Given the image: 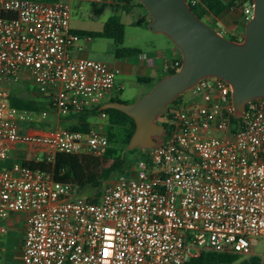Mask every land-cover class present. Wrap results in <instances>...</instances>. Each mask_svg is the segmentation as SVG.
<instances>
[{
  "label": "built area",
  "instance_id": "1",
  "mask_svg": "<svg viewBox=\"0 0 264 264\" xmlns=\"http://www.w3.org/2000/svg\"><path fill=\"white\" fill-rule=\"evenodd\" d=\"M244 13L247 22L252 7ZM70 15L65 0H0V238L17 213L24 215L21 264H186L203 252L250 259L264 237V98L248 103L234 126L230 86L221 79L187 90L169 113L163 143L146 149L127 175L104 181L98 196L20 162L1 165L17 146L47 162L108 149L94 127L32 129L33 113L9 104L10 83L46 91L58 113L96 108L115 89L117 69L74 54L91 37L70 27ZM257 257L264 264V252Z\"/></svg>",
  "mask_w": 264,
  "mask_h": 264
},
{
  "label": "water",
  "instance_id": "2",
  "mask_svg": "<svg viewBox=\"0 0 264 264\" xmlns=\"http://www.w3.org/2000/svg\"><path fill=\"white\" fill-rule=\"evenodd\" d=\"M138 1L151 17L150 30L165 35L179 50L181 65L175 73L160 78L138 101H108L100 107L119 110L133 119L135 128L126 151L161 145L165 126L159 118L204 78H218L230 86L236 118L252 100L264 98V0H252L241 40L228 39L203 22L187 0Z\"/></svg>",
  "mask_w": 264,
  "mask_h": 264
},
{
  "label": "trees",
  "instance_id": "3",
  "mask_svg": "<svg viewBox=\"0 0 264 264\" xmlns=\"http://www.w3.org/2000/svg\"><path fill=\"white\" fill-rule=\"evenodd\" d=\"M44 1L48 3L57 2L60 0H37ZM135 0L126 2L125 5H110L116 10H124L129 12L134 4ZM193 13L202 20L203 15L206 11H210L213 15L220 14L226 7V4L218 0H200L196 2L195 5H191V0H187ZM251 6L252 0H244ZM139 5L142 4L138 1ZM95 5V4H93ZM229 4L228 6H231ZM98 6V5H96ZM104 5H99L95 8L96 13H102L105 8ZM143 7V6H142ZM149 20L151 17L149 15ZM145 19L140 18L137 20V25H143ZM124 31L125 27L121 22L119 15L111 16L107 22L103 25L101 31L95 33L96 37L111 39L116 45H121L124 41ZM79 35H87L82 31H75ZM179 51V50H178ZM139 51L136 48H118L115 51V56L118 59L136 55ZM181 65V54L178 58L172 59L163 72V76L175 73ZM161 77V78H162ZM159 80V79H158ZM140 82H148L149 80L140 78ZM35 91L33 96H21L14 90L10 91L9 104L10 106L18 111H27L32 113H42L53 110L51 103L49 102V96L46 91L32 86ZM182 99L180 96L175 100L167 110V113L160 117V124L165 126V132L167 133V118L170 111L176 107ZM111 101H120L118 98L111 99ZM54 111V110H53ZM55 112V111H54ZM101 113L106 114L107 131L106 136L108 138L109 146L107 151L103 156H92L83 154H71V153H57L52 162H47L45 160H27L21 161V165L29 168L32 171H39L47 174L54 182L66 183L77 185L80 187L81 192L86 188L99 189L97 195H99L101 187L104 181L113 178L118 175L129 173V166L131 162H128V158L125 153H132L137 149L126 151V147L129 140L134 132L135 124L131 117L125 113L116 109H105L100 110V107L93 109H84L78 112H69L64 119L68 121V130L82 131L86 132L90 127L89 120L92 117L99 116ZM239 118L235 116L232 117V123L237 126ZM67 123V122H66ZM32 129L43 130L41 128L35 127L33 123L29 124ZM113 128H123L125 129L124 137L122 138L123 147L118 149L117 147H112L110 142L115 138L112 132ZM143 149L139 158L144 157ZM1 165L5 167H10L12 163L8 160L3 162ZM94 201V199H91ZM186 264H259L258 257H252L248 260L241 259L239 256L234 254H224L216 252H203L196 258H191Z\"/></svg>",
  "mask_w": 264,
  "mask_h": 264
},
{
  "label": "rangeland",
  "instance_id": "4",
  "mask_svg": "<svg viewBox=\"0 0 264 264\" xmlns=\"http://www.w3.org/2000/svg\"><path fill=\"white\" fill-rule=\"evenodd\" d=\"M65 1L69 2L70 5V27L74 31L85 32L91 37L89 45H84L83 40L80 41V44L84 48L83 51L85 55L91 59L103 61L108 65L118 63L122 69V73L118 74L116 77V88L121 89L122 91H112L108 95L109 98H118L120 101L128 104L138 101L143 95L151 90L153 84H138L136 82V78H138V76L141 78L151 76L156 79L157 82L158 79L163 76L164 63L157 61L156 66L152 67L148 63V58L155 57L156 59L157 56H163L165 61H171L172 57L176 55L179 56L178 49L165 35L157 34L150 30L148 27L150 21L145 19L143 26H138L136 24L140 17L145 16L149 19V13L144 7L137 4L138 0L134 1V4L129 12H124L122 9L116 10L110 5H106L100 14L95 12V8L98 6L93 5L92 3L83 0ZM113 15H119L121 22L125 27L124 41L121 45H116L110 39L95 36V33L101 31L103 25ZM202 21L205 22L204 20ZM118 48H136L140 52L130 59L117 60L115 59V51ZM125 62L135 64V68L132 69V74H129L128 70L125 68ZM138 64H144L146 67L138 68ZM32 86L33 85L31 84L20 83H10L8 85L10 91L14 90L21 96H33L34 93L32 91H35V89ZM182 96H185V93ZM106 100L107 99L105 98L103 102ZM67 114L68 113L54 112L52 109L42 113H33L32 123L35 127L46 131H54L58 128L65 129L68 127V121L64 119V116ZM159 121L160 120H158V122ZM93 122L97 124L96 127L100 130V132H103L106 135V120L104 121L95 117ZM125 131L126 130L123 128L112 129V132L115 135V138L110 142L112 147H117L118 149L123 147L122 138L124 137ZM142 150L143 149H137L132 153H125L128 158V162L135 163L136 160L139 159ZM98 190L99 189L86 188L81 192V194L87 197L94 195L98 196ZM18 226L21 228L22 223ZM18 228L12 230L11 233L15 234L16 239H21L22 232H19ZM263 252L264 237H257L253 255H251L250 258L260 256Z\"/></svg>",
  "mask_w": 264,
  "mask_h": 264
},
{
  "label": "crops",
  "instance_id": "5",
  "mask_svg": "<svg viewBox=\"0 0 264 264\" xmlns=\"http://www.w3.org/2000/svg\"><path fill=\"white\" fill-rule=\"evenodd\" d=\"M195 1L198 2L200 0H195ZM218 1L222 2L223 4H226L227 7L218 15H213L210 11H206L203 15L202 20H204L210 27H212L214 30L220 32L226 38L234 39V40H241L244 37L245 24H246L244 10H245V8L249 7V4L247 2L245 3L244 0H218ZM229 4H232V5L228 6ZM121 6H123V5H121ZM124 12H126V11H124ZM140 18H143V19L150 21L145 16L140 17ZM138 26H143V25H138ZM89 43L90 42L84 41V45H89ZM83 49L84 48L82 46V50L79 52H76L74 54L76 56L89 58L85 55ZM179 55H180V52H179ZM134 56L135 55H132V56L124 57L121 59H118L115 56V59H117V60L130 59ZM178 57L179 56L176 55V56L172 57V59H176ZM157 61L164 63V70H165V67L167 66V64L170 62V60L165 61L163 56H157L156 59H155V57H149L148 58V63L152 67L156 66ZM110 67L117 69L118 74L122 73V69L120 68L118 63L117 64L116 63L110 64ZM145 67L146 66L144 64H138V68H145ZM125 68L128 70L129 74H132V69L135 68V64L125 62ZM164 70H163V72H164ZM140 78H141L140 76H138V78H136V82L138 84H142V83L149 84V83H151L154 85L156 83V79H154L151 76L143 78V79L149 80L148 82H140L139 81ZM113 91L121 92L122 90L117 89L115 86V89ZM108 95L105 97L107 100L105 102H103V100L105 98L103 100H101V102L98 104V107H101L103 104H105L106 102L111 101V99H113V98H109ZM96 117L101 119V120H104V121L106 120V119L100 118V116H96ZM94 118L95 117H92L89 120L90 127H93L95 125L94 128L98 129L96 127L97 124H95L93 122ZM10 152H11V154L9 153L10 158L8 160L10 163L27 161V160H34L33 154L31 152H28L23 147H20V146L13 147V148H11ZM20 223H22L21 228L18 226ZM4 224L6 226L7 231L0 238V264H21L20 256H21L22 241H23L24 215L12 213V214H10L9 218L4 222ZM16 228H18L19 232H22V238L21 239H16L15 234L11 233V231L16 229Z\"/></svg>",
  "mask_w": 264,
  "mask_h": 264
}]
</instances>
